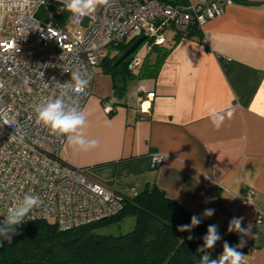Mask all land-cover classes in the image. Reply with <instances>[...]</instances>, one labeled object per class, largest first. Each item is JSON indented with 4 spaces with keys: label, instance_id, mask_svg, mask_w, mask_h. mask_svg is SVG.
<instances>
[{
    "label": "crops",
    "instance_id": "obj_1",
    "mask_svg": "<svg viewBox=\"0 0 264 264\" xmlns=\"http://www.w3.org/2000/svg\"><path fill=\"white\" fill-rule=\"evenodd\" d=\"M232 1L197 37L173 44L170 30L163 45L171 50L154 77L124 80L116 90L114 77L98 65L83 110L86 135L99 145L82 152L65 141L60 158L121 193L155 186L217 225L218 242L229 222L242 217V228L251 225L249 234L237 233L249 248L243 264H264V222H257L264 217V0ZM211 109L233 115L216 129ZM152 153L164 155L155 168ZM207 208L215 209L212 217L202 215Z\"/></svg>",
    "mask_w": 264,
    "mask_h": 264
},
{
    "label": "built area",
    "instance_id": "obj_2",
    "mask_svg": "<svg viewBox=\"0 0 264 264\" xmlns=\"http://www.w3.org/2000/svg\"><path fill=\"white\" fill-rule=\"evenodd\" d=\"M7 2L0 8V216L5 218L25 194L38 195L41 203L30 214L33 219L26 218L19 228L52 220L60 229H71L119 215L138 190L130 186L121 193L91 178L87 167L63 162L60 152L66 138L37 124L35 107L59 96L57 83L69 81L77 70L89 78L88 86L79 96L65 97V102L83 110L91 96L94 70L113 48L145 36L142 46L148 53L153 45L164 44L170 30H185L190 23L201 29L233 1L170 5L158 0H108L90 17L67 13L59 18L63 12L59 7L47 20L37 16L45 0H31L26 6ZM141 63L139 55L132 54L128 67ZM103 109L112 110L106 104ZM163 158L150 154V166L158 167ZM253 197L247 191L244 203L250 205ZM257 222H264V217Z\"/></svg>",
    "mask_w": 264,
    "mask_h": 264
},
{
    "label": "trees",
    "instance_id": "obj_3",
    "mask_svg": "<svg viewBox=\"0 0 264 264\" xmlns=\"http://www.w3.org/2000/svg\"><path fill=\"white\" fill-rule=\"evenodd\" d=\"M170 5H188V0H158ZM62 7L56 0H45L39 7L37 16L47 20L49 13ZM68 12L63 11L59 18ZM201 29L190 23L185 30L175 32V44L182 37H197ZM131 38L112 49V55L103 60L102 68L114 77L116 90H122L126 78L154 77L171 46L153 45L141 65L129 68L131 55L119 65L117 58L135 42ZM154 54L153 62L149 61ZM133 216L131 230L118 236L103 235L96 232L100 223L118 221L125 216ZM193 214L175 200L166 197L164 192L152 186L144 189L128 200L123 211L110 219L89 223L71 229H60L52 220L32 222L23 228L17 227L18 234L11 241L0 237V264H200L204 253L198 252L203 246V237L211 222L201 223L190 232H181L179 225L191 222ZM4 218L0 216V223ZM236 231L227 230L222 241L206 252L217 259L223 252V244L232 246L237 242ZM192 239L189 240L188 237ZM242 254L249 251L238 248Z\"/></svg>",
    "mask_w": 264,
    "mask_h": 264
},
{
    "label": "clouds",
    "instance_id": "obj_4",
    "mask_svg": "<svg viewBox=\"0 0 264 264\" xmlns=\"http://www.w3.org/2000/svg\"><path fill=\"white\" fill-rule=\"evenodd\" d=\"M14 3L30 4L31 0H13ZM108 0H60L62 5L61 11L71 13L73 16L84 18L90 17L95 13L99 6L106 5ZM8 6L7 0H0V8ZM89 83V78H85L79 71L71 72V79L63 84L57 83L61 89L60 95L50 98L46 102L37 104L34 109L36 123L48 127L54 134H58L66 138L69 146L72 148L88 152L95 149L99 145V141L95 138H89L86 135V127L88 124V116L86 112L78 107L75 103L68 105L65 97L71 95L79 96L85 91ZM233 111H225L223 109H211L209 118L216 129H220L226 119H230ZM41 203L38 195L25 194L22 199H18L15 206L8 209L2 223H0V237L3 240L11 241L14 235L18 234L17 226L26 218L33 219L30 215L33 210L39 207ZM215 209L207 208L202 215L204 217H212ZM243 218H233L229 222L228 231H236L242 235H247L251 231V225L248 228H242ZM201 220L196 215L191 217L190 224L179 225L177 230L181 232H190L197 227ZM192 239L191 236L188 237ZM221 239L218 232V226L211 224L207 228V234L203 237V246L198 248V252L204 253L200 258V264H243L244 254L238 251L242 248L245 241L241 239L239 244L232 246L225 242L223 244V252L217 259H212L206 252L207 249H213L215 244Z\"/></svg>",
    "mask_w": 264,
    "mask_h": 264
},
{
    "label": "rangeland",
    "instance_id": "obj_5",
    "mask_svg": "<svg viewBox=\"0 0 264 264\" xmlns=\"http://www.w3.org/2000/svg\"><path fill=\"white\" fill-rule=\"evenodd\" d=\"M147 41V40H146ZM142 43L133 54H138L140 60H144L146 56V51L143 49ZM127 84L131 85L132 83H135L134 79L132 78H126ZM134 224V217L133 216H125L122 219H119L118 221H111V222H104L100 223L98 227L96 228V232L103 235H112V236H118L121 234H124L125 232H128L132 229Z\"/></svg>",
    "mask_w": 264,
    "mask_h": 264
},
{
    "label": "water",
    "instance_id": "obj_6",
    "mask_svg": "<svg viewBox=\"0 0 264 264\" xmlns=\"http://www.w3.org/2000/svg\"><path fill=\"white\" fill-rule=\"evenodd\" d=\"M145 40V36H140L135 40V42L130 45L115 61L114 65L117 66L126 60L133 52L141 45V43Z\"/></svg>",
    "mask_w": 264,
    "mask_h": 264
}]
</instances>
